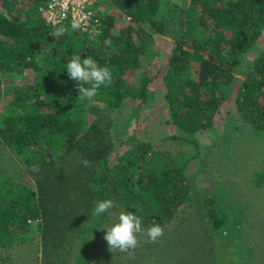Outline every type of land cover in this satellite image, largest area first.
<instances>
[{
  "label": "trees",
  "instance_id": "16d2710c",
  "mask_svg": "<svg viewBox=\"0 0 264 264\" xmlns=\"http://www.w3.org/2000/svg\"><path fill=\"white\" fill-rule=\"evenodd\" d=\"M44 5L45 0H0V145L29 178L18 180L12 171L0 176V264H23L12 251L32 242L35 232L40 264H136L155 249L148 238L131 254H108L94 245L95 236L121 211L140 216L144 231L138 236L153 222L162 226L185 212L188 195L199 194L187 173L202 155L197 135L213 126L234 90L235 123L219 136L220 152H231L230 132L264 135V0H99L93 6L101 22L96 36L73 30L68 20L46 21ZM115 10L122 16L117 29ZM155 35L173 40L164 70L152 68ZM77 54L112 72V83L91 101L77 98L78 82L67 74V62ZM160 75L165 122L177 131L170 141L186 145L185 151L181 145L161 148L137 133ZM120 105L131 107L130 133L128 120L116 121ZM226 151L204 164L203 173L218 178ZM262 182L264 172L255 179ZM104 199L114 207L97 216L93 209ZM213 203L209 195L197 202L200 214L213 221L209 228L228 238L233 230L243 248L253 231L223 228L230 219L218 214L228 210L217 211ZM217 234L210 238L207 261L222 264L229 245L217 241ZM162 241L163 250L170 244Z\"/></svg>",
  "mask_w": 264,
  "mask_h": 264
},
{
  "label": "rangeland",
  "instance_id": "374dc122",
  "mask_svg": "<svg viewBox=\"0 0 264 264\" xmlns=\"http://www.w3.org/2000/svg\"><path fill=\"white\" fill-rule=\"evenodd\" d=\"M98 1L96 0L95 4ZM96 11L100 16L99 11L97 9ZM114 12H117L119 17H121L116 18L115 28L117 29L121 25L120 20H122V16L119 10H115ZM172 46L173 40L170 36H154L153 48L157 52H155L156 56L153 57V70L157 68L165 69L167 67L165 60ZM162 60L165 62H162ZM237 77L242 78L240 75H237ZM161 79L160 75L152 83L151 90L154 95L146 103L145 112L139 116L141 126L137 129V133L142 140L147 141L151 139L161 148L175 151L181 144L179 141L176 143L170 141V137L177 131L173 125L165 122L168 115L163 106L164 102L161 99L165 89L161 83ZM18 83L22 84L23 82L18 81ZM238 84L237 81L236 86ZM234 93L235 90L229 100L221 105L220 112L215 114L213 126L204 133L197 135L202 155L198 158L199 164L188 166L187 173L193 182V189H196L199 194L194 195L190 193L188 195L186 204H191L185 207V212L180 213L175 219L161 226L164 229V235L156 243H153L155 249L152 250V255L136 264H215L214 261L207 260L211 259L208 253L210 238H213L214 234L217 233H221V235L218 236L217 234L216 240H225L229 245V248H227L229 251H225L222 254V264H227L228 262L230 264H264V182L261 184L255 183V179L259 178V174L264 172V135L256 134L253 136L246 133L230 132L229 137L231 139L229 141L232 150L231 152L225 150L227 152V160L224 169L221 170V175L216 178L211 174L212 172L208 174L203 173L204 164L208 166L212 163L213 158L216 159L220 154L225 152L224 150L220 152L221 147L218 141L219 136L227 126L235 123L234 117L236 118L237 110ZM9 99V96L3 98L4 102ZM119 108H121V113L119 116L117 115L116 121L121 124L128 120V125L130 126H128V132L130 133L131 129L135 128L134 121H129L128 118L131 107L130 105H125V107L120 105ZM120 111L118 110V112ZM181 147L183 148L180 151L188 149L186 145H181ZM212 147L216 148L211 153H208V150ZM8 171H12L18 180H29L25 170L20 169V164L16 161L15 157L0 145V176ZM207 195L213 198L214 203L212 207H215L217 211H221L224 206L228 210L227 214H218L223 220L230 219L226 223L227 227L223 225V228L231 229V226L236 230L244 228L246 234L247 232L250 233V230L253 231L247 239H244L245 245L243 248L239 246L237 242L238 237H236L233 230L228 238L229 233L226 234L224 231L214 233L215 229L209 228L213 224V221L206 219L204 214H200L201 207H197V202L200 200L201 203L202 199ZM117 220V216L111 217V222H107L101 228L93 241L97 248L108 254L119 251L115 249L110 251L107 241L104 239L107 231L105 228L111 226ZM181 229L184 232L180 235ZM216 230L218 229L216 228ZM34 235L35 238L32 242L28 241L24 245H18L12 251L13 257L23 261V264H40V260L38 261L36 255L39 254L38 249L41 242L38 233L35 232ZM179 236L181 237L179 238ZM164 238L170 245L162 250L160 244L165 242L162 241ZM146 239L145 233L143 236H138L140 242ZM222 245L225 246L224 243ZM259 248L261 249L260 257L258 255ZM173 251H175V255ZM178 252L180 255H177Z\"/></svg>",
  "mask_w": 264,
  "mask_h": 264
},
{
  "label": "clouds",
  "instance_id": "9594fccd",
  "mask_svg": "<svg viewBox=\"0 0 264 264\" xmlns=\"http://www.w3.org/2000/svg\"><path fill=\"white\" fill-rule=\"evenodd\" d=\"M79 27L78 23L73 22V30ZM65 30L61 29L58 32L53 33L62 35ZM106 47H112V41L110 38L104 40ZM66 70L69 78L77 83V98L83 102L85 100L91 101L93 97L98 94V90L101 86H108L112 83V72L107 66H100L96 60L87 56L82 59L80 54L74 55L67 62ZM81 164L84 167H91V161L82 159ZM31 171L39 173L40 169L38 165H32ZM114 207V201L112 199H104L96 202L93 209L95 215L100 216L103 213L108 212ZM141 218L131 211H121L118 220L107 229L104 239L107 241L110 251L119 250L121 253L131 254L139 245L138 234H141L144 230L141 227ZM146 236L148 241L156 243L164 235V229L153 222L146 230Z\"/></svg>",
  "mask_w": 264,
  "mask_h": 264
},
{
  "label": "built area",
  "instance_id": "2783aa9c",
  "mask_svg": "<svg viewBox=\"0 0 264 264\" xmlns=\"http://www.w3.org/2000/svg\"><path fill=\"white\" fill-rule=\"evenodd\" d=\"M96 0H45L40 9L46 21L52 24L68 20L71 24L78 23V30L90 36L100 33L101 22L96 9Z\"/></svg>",
  "mask_w": 264,
  "mask_h": 264
}]
</instances>
